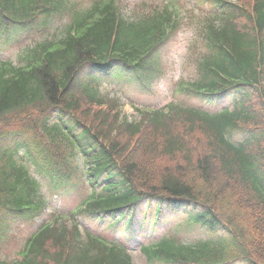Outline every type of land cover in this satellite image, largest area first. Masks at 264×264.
Returning a JSON list of instances; mask_svg holds the SVG:
<instances>
[{
  "label": "trees",
  "instance_id": "trees-1",
  "mask_svg": "<svg viewBox=\"0 0 264 264\" xmlns=\"http://www.w3.org/2000/svg\"><path fill=\"white\" fill-rule=\"evenodd\" d=\"M119 1L0 0V39L47 32L17 62L0 61V236L6 238L4 215L31 223L46 207L16 136H33L28 153L56 185L82 176L78 154L94 161L87 170L92 190L76 210L44 223L16 262L0 264H133L124 247L83 229L79 214H125L147 199L161 209L188 203L189 224L206 229L192 244L179 233L164 236L162 246L146 250L150 259L264 264V0H205L211 10L204 16L172 0L128 15ZM188 25L204 51L200 76L185 91L233 93L234 109L211 115L173 104L142 111L139 120L121 117L118 99L101 92L92 73L122 63L142 82V74L155 72V50ZM56 110L72 123H51ZM237 129L243 137L231 143L226 133Z\"/></svg>",
  "mask_w": 264,
  "mask_h": 264
},
{
  "label": "rangeland",
  "instance_id": "rangeland-1",
  "mask_svg": "<svg viewBox=\"0 0 264 264\" xmlns=\"http://www.w3.org/2000/svg\"><path fill=\"white\" fill-rule=\"evenodd\" d=\"M154 2L158 0H124V3H128L129 5L138 3V2ZM187 3V6L190 7L195 0H184ZM194 37L193 29H185L182 31L172 44H169L166 48V53L170 61L172 62V67L167 74L166 78H163L159 82H154L153 84V93H147L141 90L134 81L128 80L121 72H113L111 75L106 77L100 76L99 82L102 85L104 91L111 92V95H116L121 100L122 105V115L127 117L130 120H135L140 118V112L137 108H157L161 107L169 101H177L179 96L177 93L174 94L175 83L179 79H186L190 76V50L188 49V45L192 42ZM16 51L9 52L0 50V59H8L14 58ZM211 108H221L222 104H214L210 102ZM238 135H232L234 139H236ZM23 151V148H21ZM80 167H84V159L79 158ZM31 169L35 172L34 166L31 164ZM85 177V174L84 176ZM86 179V177H85ZM79 183H83V179H79ZM43 190L47 197H50L49 187L46 184H43ZM64 198L65 201L62 199ZM50 205L46 212L50 213H60V212H69V208L74 207L73 197H62L60 195H53L51 198ZM145 207H141L140 210ZM152 213L150 216H144L142 213H138L135 220L134 225L136 228L141 226V236L132 235L127 236L128 240L131 243V252L134 258L135 264H158V263H149L145 260V258L141 255L139 251V247L144 237L147 239L153 234H158L163 232L165 229L163 227H157L155 229L150 227L151 224ZM41 221H37V223L31 225L28 224L26 226L24 220L15 219L11 222V231L10 233H15L16 236L14 239L9 240L6 244L0 240V258L7 260H14L17 257V251L21 246L20 241L24 240V235H28L34 229H36L37 225ZM183 222H186V215L180 211H172L171 216L168 219L167 227L171 228L172 226L179 225ZM109 222L105 221V223L101 224V229L104 230L103 233L106 235H111L113 233V229H110L108 226ZM144 223V224H142ZM197 229L205 232V229L200 225H196ZM121 230V228L119 227ZM107 230V232H106ZM117 233H120L117 231ZM18 238V239H17ZM234 264H243V262H237Z\"/></svg>",
  "mask_w": 264,
  "mask_h": 264
}]
</instances>
